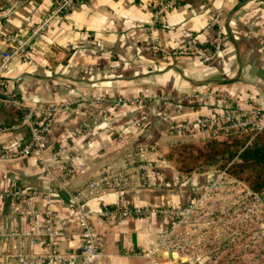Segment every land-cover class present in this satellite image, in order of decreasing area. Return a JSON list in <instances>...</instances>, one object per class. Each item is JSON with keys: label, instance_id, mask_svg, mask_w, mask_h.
Returning a JSON list of instances; mask_svg holds the SVG:
<instances>
[{"label": "crops", "instance_id": "obj_1", "mask_svg": "<svg viewBox=\"0 0 264 264\" xmlns=\"http://www.w3.org/2000/svg\"><path fill=\"white\" fill-rule=\"evenodd\" d=\"M56 1L0 0V53L11 45L8 37L41 24ZM157 1L73 0L49 17L25 56L10 58L5 80L18 102L0 99V151L12 153L0 158V264H12L20 251L43 250L12 235L28 231L29 207L40 212L43 193L10 192L55 189L49 176L65 170L66 188L74 191L103 166L125 168L128 156L151 163L157 184L142 186L137 175L131 188L106 190L83 204L104 242L94 264H187L159 245L172 223L159 210L191 203L196 184L216 174L198 170L178 183L166 152L222 139L253 109L259 112L255 122L264 121V0H179L154 15ZM150 42L163 52L153 55L145 48ZM216 46L215 57L204 61L200 52ZM67 100L73 106L55 115L42 156L15 154L29 139L20 112ZM242 188L264 206V188ZM52 197L53 208L67 214L64 192ZM114 206L143 212L99 216ZM80 245L77 236L60 241L61 250Z\"/></svg>", "mask_w": 264, "mask_h": 264}, {"label": "built area", "instance_id": "obj_2", "mask_svg": "<svg viewBox=\"0 0 264 264\" xmlns=\"http://www.w3.org/2000/svg\"><path fill=\"white\" fill-rule=\"evenodd\" d=\"M179 0H158L153 7L154 15H158L163 11L172 8ZM73 0H57L54 7L50 10L49 15L39 25L33 26L29 33L24 36L12 35L7 39L11 45L0 53V99L8 100L14 104L18 101L15 92L8 87L5 80V70L9 64V60L13 55L25 56L28 46L39 39L42 30L44 29L50 16L58 14L72 4ZM218 46V45H217ZM217 46L209 53L200 52L204 61L213 59L218 51ZM145 48L153 55H159L163 52L162 48L156 42L145 44ZM73 103L69 100L59 104H50L38 107H28L22 110L19 114V122L27 128L29 139L15 154L42 156L45 148V135L50 130L54 121V117L61 110L71 109ZM37 111L44 112L45 116L40 118L35 114ZM258 110L253 109L249 117L236 120L233 124L234 131L251 132L260 130L264 127V121L256 123ZM254 118V119H253ZM200 129L204 132L208 131L207 121L202 120ZM12 156V153L0 151V158ZM225 171V170H224ZM222 171L220 177L225 172ZM70 172L65 170L61 176H49L48 180L55 185V189L48 187L44 192L31 191L23 193L20 190L10 192L18 197L21 194L40 195L43 193L44 206L39 212L37 209L29 207V229L26 232L12 233L17 237H25L30 244L41 245L43 250L37 253L18 252L12 258V264H94L101 256L103 247V238L94 232L91 223V213L83 209V204L89 199L95 198L106 190H122L131 188L135 184V178L140 177V184L145 187H152L156 184L154 178L155 170L151 163L146 161H135L131 156L126 159V167L121 169L112 168L110 165L101 167L94 176L89 178L84 184L74 191H69L66 188V177ZM236 181V180H235ZM240 184L239 181H236ZM242 188V186H240ZM243 193L247 191L242 188ZM64 192L65 202L69 205V212L61 214L53 208L52 195L56 192ZM252 194V192H250ZM30 196V195H29ZM236 203L232 202L228 209L234 212L238 209ZM195 204L186 208V213H189ZM251 205L243 206V209L251 210ZM227 209V210H228ZM143 211L137 209H126L120 206L106 208L99 212V216L105 217L108 215L129 216L139 214ZM148 212H158L157 209H151ZM244 214V215H245ZM38 216H42L40 220H36ZM207 219V218H206ZM242 219V218H241ZM228 222H215V227L226 226V234H212L209 226L205 222L199 224L198 232V251H191V246L196 242L190 235L186 237L187 248L183 250L188 259L199 258L197 263L189 261L188 264H217L215 263L219 256H224V261L221 264H254L255 253L253 250L254 236L249 232V227L253 224L251 218L234 221L233 219L226 220ZM221 223V224H219ZM240 225V226H239ZM175 223L173 222L164 234H162L159 245L167 248L170 251L178 252L174 236ZM242 232V233H241ZM73 236H77L81 245L78 251H73L71 248L67 250L60 249V241L70 240ZM243 242V246L239 247V242ZM188 250V252H186ZM185 256V257H186Z\"/></svg>", "mask_w": 264, "mask_h": 264}, {"label": "rangeland", "instance_id": "obj_3", "mask_svg": "<svg viewBox=\"0 0 264 264\" xmlns=\"http://www.w3.org/2000/svg\"><path fill=\"white\" fill-rule=\"evenodd\" d=\"M211 138L213 137H208L206 139L208 140ZM196 142V144L201 146L204 142H206V140H197ZM182 144L171 146V148L166 152V155L172 152V158H167L175 169V179L178 183L184 180L186 181L188 176L191 174L194 175L198 170H213L216 175L213 176V179L205 183L196 184L195 193L191 203L180 206L176 209L159 210V212L161 211L162 214L171 215L172 223H175L174 236L176 248L178 250V252H176V256L179 258V260L184 259L187 264L189 261L197 263L199 258L194 257L188 259L183 247L186 246L187 248L186 237L190 235L189 230L191 229V237L196 241L191 246V251H198L197 241L198 232L200 230L199 224L203 225L206 222L212 234H218L216 232H219L220 234H226L224 232L225 229L228 230V228L226 226H221L222 228L219 226L215 227V222H221V220L228 222L226 220L233 219L234 221H239L241 223L243 219L251 218V220H253V224L249 227V232H251L254 236L253 250L256 252L254 256V264H264V244L262 243V225H264V211H262V209H264V206H262L261 202L259 201L260 198L256 195V193L244 194L240 186L243 187L246 184L230 175L227 171H224L223 168L206 167L187 169L188 167L193 166L194 163L189 158H182L178 155L180 152H182ZM154 170L155 175H157V170L155 168ZM222 171L225 173L220 177ZM235 180L239 181L240 184H237ZM156 184L154 186H156ZM235 200L236 202H239L236 203L238 209H236L234 212H231L229 211L228 206L232 202H235ZM192 204L195 205L193 208H191L189 213H186V208H190V205ZM245 205H251L250 207L252 208L251 210H247V214H249L248 216L245 214L246 209H243V206ZM243 244L244 243H241L240 241L239 247L243 246ZM186 252H188V250H186ZM224 258V256H219L215 263L221 264L224 261ZM236 263L240 264V261L238 260Z\"/></svg>", "mask_w": 264, "mask_h": 264}, {"label": "trees", "instance_id": "obj_4", "mask_svg": "<svg viewBox=\"0 0 264 264\" xmlns=\"http://www.w3.org/2000/svg\"><path fill=\"white\" fill-rule=\"evenodd\" d=\"M181 146L178 155L194 163L187 169L223 168L253 191L264 188V127L251 132H228L222 139H206L201 146L191 142ZM167 157L172 158V152Z\"/></svg>", "mask_w": 264, "mask_h": 264}]
</instances>
